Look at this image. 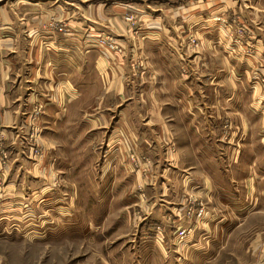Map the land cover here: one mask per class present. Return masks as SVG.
<instances>
[{"label":"crops","instance_id":"crops-1","mask_svg":"<svg viewBox=\"0 0 264 264\" xmlns=\"http://www.w3.org/2000/svg\"><path fill=\"white\" fill-rule=\"evenodd\" d=\"M113 9L105 23L100 9L68 0H0V210L16 217L19 206L51 195L46 222L81 228L83 191L101 202L122 189L124 216L147 208L140 237L148 244H157L159 225L161 249L215 253L217 238L249 218L245 207L248 216L264 205V1L124 0ZM120 10L139 12L142 23ZM216 11L235 22L213 23ZM53 17L70 31L54 29ZM101 32L123 51L105 50ZM137 57L145 70L129 67ZM171 141L180 153L168 149L171 169L157 168ZM143 154L149 173L147 163L133 166L132 155ZM154 167L161 193L146 180ZM141 189L155 196L133 194ZM199 202L205 213L193 222L186 210ZM165 217L192 224L194 238L163 245Z\"/></svg>","mask_w":264,"mask_h":264},{"label":"rangeland","instance_id":"rangeland-1","mask_svg":"<svg viewBox=\"0 0 264 264\" xmlns=\"http://www.w3.org/2000/svg\"><path fill=\"white\" fill-rule=\"evenodd\" d=\"M119 1L124 2V0H68V3L69 5L78 3V6L81 9H86V11H97L95 9H100L103 15L102 20L105 23H110V15L114 12L113 7L118 5ZM129 1L138 6L140 4L142 6L145 5V0H142V2L140 0ZM219 12L216 11L212 14L213 18L211 21L213 23L218 22L217 24L220 23L221 25V23L235 22L233 17H226L225 14L223 17L226 22H221L220 17L222 14H219ZM117 13L119 17H122L123 20L130 22L132 25L143 21L141 18L142 14L136 11H127L125 13L120 10ZM235 15L239 17L238 14ZM51 25L58 31H70L69 25L59 18L53 17ZM101 33L100 37L98 36L99 38L108 36L114 39L110 46L103 45L105 50L123 51L112 34L108 32ZM189 37H191L190 42L193 48H195L197 44L195 36ZM129 67L136 71L145 70L139 57ZM260 80L263 81L264 79L260 78ZM41 106V104L37 103L32 111L38 108L41 109ZM180 137L181 139L185 138V133L182 132ZM175 143L177 144V141H171L169 145L162 146L159 152L161 159L157 168L161 165V167L166 166L169 170L171 169L173 165L172 158L167 156L166 151L169 149L174 155L178 152L180 153V150L176 149ZM187 158L191 160L190 156ZM132 160L133 166L135 164L136 167L141 162L147 163L146 173L150 172L151 159L147 154L132 155ZM157 171L154 167L153 173L149 174L146 180L150 183L149 186H156L157 191L159 189L158 192L161 193L160 188H158L160 185V174L156 173ZM54 180V183L59 185V178L54 176ZM149 191L152 195L149 197L147 191L145 193L142 189L134 190L133 194L143 192L145 201L155 196L153 190ZM102 192L100 191L99 197H102ZM49 197L51 195L48 198L46 197V200H36V203L30 204L29 202L25 203L24 206H19L20 208L14 212L16 217H5L6 213L0 210V264H205V261H211V264H264V205L262 204H260L255 213L248 216L245 214L250 207H245L244 217L249 218L243 219L242 224H239L231 236H229V233L226 235L223 232L219 239L217 238L218 243L213 244L215 245L213 248L215 253L212 251V254L205 255L203 252L180 254L172 252L173 249L168 250L167 247L161 249L158 247V244L162 245V235H159L161 227L159 225H154L153 233H151V238L157 243V246L153 245V241L148 244L149 241L145 240V237H140L143 217L148 213L147 208H142L140 204L134 205L135 207L131 208V211L129 210L128 214L124 216V191L122 189L109 191V194L101 202L91 198V190L83 191L81 203L76 206L77 212L84 218V221L78 223L82 225L81 228L74 226V223L69 227L60 228L58 221L50 226L46 222L47 217L51 215L49 212L51 205L49 206L48 204ZM186 197L188 199L186 200L187 203L193 199L190 194L186 195ZM245 197L250 198L246 193ZM187 203L185 204L188 205ZM199 204L201 205L202 203L199 202ZM199 204L196 203L197 207L192 205L193 207L190 206L186 210V215L192 217L193 222H196L195 217L197 209L200 207ZM74 213L75 210L72 214ZM99 217L101 219L100 226L91 227V225L94 226L99 223V221L94 220V218L99 219ZM124 217L129 218V222H127L126 218L125 222ZM165 219V227L170 239L167 238L163 245L165 243L168 245L169 241L173 242V237L178 241H180L179 239H185L188 235H190L188 240L194 238L195 230H192V224L178 227L179 221L176 220V222L178 221L176 223L173 220L174 217H165ZM180 229H190V233L180 238ZM219 250L221 251L219 252Z\"/></svg>","mask_w":264,"mask_h":264},{"label":"built area","instance_id":"built-area-1","mask_svg":"<svg viewBox=\"0 0 264 264\" xmlns=\"http://www.w3.org/2000/svg\"><path fill=\"white\" fill-rule=\"evenodd\" d=\"M217 18H219V17H217ZM220 21L223 22V23L226 22V19H224L223 15H221ZM99 37L97 38V42H99L101 45L110 46L114 42V39L112 37H108V36L103 37V38H99ZM36 152H37V150H36ZM2 162H3V160H2ZM1 193H2V191L0 189V194ZM199 206L200 207H198L197 212H196V217H195L196 219L201 218L204 215V213H205L203 205L201 204ZM189 233H190V229L189 230L180 229V234L179 235H180L181 238H183V237L187 236V234H189Z\"/></svg>","mask_w":264,"mask_h":264}]
</instances>
